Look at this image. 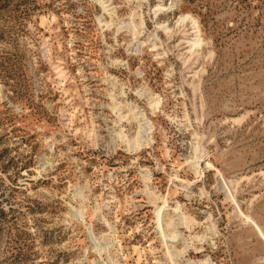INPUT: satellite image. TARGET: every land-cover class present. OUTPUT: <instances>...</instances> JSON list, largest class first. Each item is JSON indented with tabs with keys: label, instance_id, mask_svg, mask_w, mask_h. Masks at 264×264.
<instances>
[{
	"label": "rangeland",
	"instance_id": "obj_1",
	"mask_svg": "<svg viewBox=\"0 0 264 264\" xmlns=\"http://www.w3.org/2000/svg\"><path fill=\"white\" fill-rule=\"evenodd\" d=\"M0 264H264V0H0Z\"/></svg>",
	"mask_w": 264,
	"mask_h": 264
},
{
	"label": "bare ground",
	"instance_id": "obj_2",
	"mask_svg": "<svg viewBox=\"0 0 264 264\" xmlns=\"http://www.w3.org/2000/svg\"><path fill=\"white\" fill-rule=\"evenodd\" d=\"M107 6H109V5H107ZM160 8V7H159ZM163 8V7H162ZM188 19H191V17H185V18H183L181 21L184 23L186 20H188ZM191 21H192V19H191ZM192 24H193V30H194V32H192V33H190V34H188V35H194L195 36V38L194 39H192L191 41H189V43L191 44V48H196V47H199L200 45H201V43H202V41H201V38H200V35H199V28H198V26H197V23H196V21L195 20H193L192 21ZM133 29H135L136 30V26L135 27H133ZM188 43V42H187ZM151 104H155L156 106H158L159 105V101H157V100H155V99H153L152 101H151ZM130 112V111H129ZM139 112V111H138ZM140 113V112H139ZM139 113H137V112H134V116L136 115V119L139 121V123H140V130H139V132H138V136H137V139H136V141H135V149L137 150V149H139V148H141L143 145H144V139H145V134L147 135V134H149L150 135V133L149 132H151V126H150V124H149V122L148 123H142V120H145L143 117H146V116H144V115H142V114H140V116H137V115H139ZM123 135V134H122ZM148 179V178H147ZM158 200H160V199H158ZM164 201V200H163ZM165 203V205L164 206H159L158 208H157V212H156V214H157V216H158V223H159V225H162V220H161V217H162V213L164 212V210H165V208H166V200L164 201ZM178 209V208H177ZM178 212V211H177ZM183 217V216H182ZM182 217H180V218H182ZM185 217V216H184ZM183 217V218H184ZM176 224V223H175ZM171 225H172V223H171ZM173 226H175L176 228H177V226L176 225H173ZM174 227V228H175ZM176 228H175V230H176ZM162 229H163V227H162ZM174 232H176V231H174ZM173 233V232H172ZM177 233V232H176ZM163 234H164V236H165V239H166V235H165V233L163 232ZM168 234V233H167ZM175 234V233H174ZM176 235V234H175ZM178 237V235L177 236H173L172 238H177ZM167 239H169L168 237H167ZM183 251H185V250H183ZM183 253V252H182ZM181 253V254H182ZM172 255H174V254H172ZM173 260V259H172Z\"/></svg>",
	"mask_w": 264,
	"mask_h": 264
}]
</instances>
